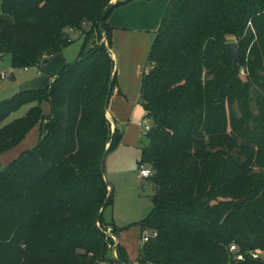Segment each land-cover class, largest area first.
<instances>
[{
    "label": "trees",
    "instance_id": "obj_1",
    "mask_svg": "<svg viewBox=\"0 0 264 264\" xmlns=\"http://www.w3.org/2000/svg\"><path fill=\"white\" fill-rule=\"evenodd\" d=\"M111 1L0 0V59L9 55L12 70L47 64L72 44L70 31L84 37L47 88L0 103V155L40 127L35 147L0 170V264H131L104 234L113 200L103 157L122 139L105 117L115 87L106 20L120 5ZM160 23L140 80L151 128L139 163L155 194L137 223L140 240L156 237L137 264H230L231 245L264 251V0H169ZM96 32L107 46L89 48Z\"/></svg>",
    "mask_w": 264,
    "mask_h": 264
},
{
    "label": "crops",
    "instance_id": "obj_2",
    "mask_svg": "<svg viewBox=\"0 0 264 264\" xmlns=\"http://www.w3.org/2000/svg\"><path fill=\"white\" fill-rule=\"evenodd\" d=\"M111 3L112 5L120 3V5L114 8L106 20L112 28L109 54L114 63L115 87L110 95L105 117L110 123L112 132L117 129L122 133L119 145L137 148L142 141L143 134V129L138 124L147 122L144 109L139 105L140 80L148 52L166 13L169 0H112ZM64 50L53 56L47 64L23 70L32 71L23 82L24 91L47 88L65 66L74 62L69 63L66 60ZM7 74L15 81V70L11 69ZM41 109L43 115H49L50 106L47 102L42 103ZM39 135L40 127L36 125L21 143L0 155V166L3 168L8 166L22 153L35 147L39 141ZM107 227L106 229L112 230V226L107 225ZM115 227L118 229L117 235L113 233L116 241L128 256L122 233L124 229ZM140 245L139 243L138 252ZM128 258L131 264H135L130 256Z\"/></svg>",
    "mask_w": 264,
    "mask_h": 264
},
{
    "label": "rangeland",
    "instance_id": "obj_3",
    "mask_svg": "<svg viewBox=\"0 0 264 264\" xmlns=\"http://www.w3.org/2000/svg\"><path fill=\"white\" fill-rule=\"evenodd\" d=\"M112 4V3H111ZM89 27H85L87 30ZM71 32V31H70ZM72 44L64 50V56L70 63L78 59L84 37L79 33H69ZM229 42H236L234 37L227 39ZM89 48L95 45L104 44L107 46L105 35L102 38L96 34H91ZM109 52V49H108ZM110 55V54H109ZM113 61V60H112ZM10 57L3 55L0 59V74L7 76L0 79V103L7 99H12L18 93L24 91L23 82L28 78L32 71L15 70L16 79H12L10 71ZM245 78L244 73L240 75ZM143 101L140 99L139 105L143 108ZM31 106H23L17 112L13 113L7 121L23 117ZM147 125L151 126V122L147 120ZM112 133V131L110 130ZM113 134V133H112ZM142 134V141L137 148L128 145H119L116 149L108 152L104 159L103 171L106 182L109 185L108 191L112 194V205L105 208L103 212V220L108 226H118L123 230L125 245L127 246V254L133 263L138 260V245L141 244L140 228L137 225L142 219H145L151 212V197L155 194L153 185L145 179H139L140 166L147 168V165L139 163L142 148L148 146V140ZM108 149V145L106 146ZM3 169L0 166V170ZM105 228H108L105 225ZM149 232H145L148 234Z\"/></svg>",
    "mask_w": 264,
    "mask_h": 264
},
{
    "label": "built area",
    "instance_id": "obj_4",
    "mask_svg": "<svg viewBox=\"0 0 264 264\" xmlns=\"http://www.w3.org/2000/svg\"><path fill=\"white\" fill-rule=\"evenodd\" d=\"M244 72H241L243 74ZM6 74H0V79L5 78ZM138 126L142 127L143 132L149 131L151 126L147 125V122L139 123ZM152 170L150 168H145L144 166H140L138 178L148 180L152 176ZM98 225V224H97ZM104 234L109 241H111V244L109 243L108 249L111 252V255L115 258H117L116 253V245L118 242L116 241L115 235L113 234V231L111 229H105ZM156 233L155 232H149L148 234H143L141 238V246L142 244L148 242L150 238H155ZM228 253L230 254L231 263H245L247 261H257L264 264V251L260 250H250L247 252H242L240 248L237 245H231L228 248ZM21 264V263H20Z\"/></svg>",
    "mask_w": 264,
    "mask_h": 264
},
{
    "label": "water",
    "instance_id": "obj_5",
    "mask_svg": "<svg viewBox=\"0 0 264 264\" xmlns=\"http://www.w3.org/2000/svg\"><path fill=\"white\" fill-rule=\"evenodd\" d=\"M226 50L227 52H229V54L231 55L232 58V68H234V72L236 74L240 73L241 69H242V57L241 54L239 52V48L236 42H229L226 45ZM109 91L111 90L112 86L109 85ZM107 153H105L104 157H103V162L104 159L106 157Z\"/></svg>",
    "mask_w": 264,
    "mask_h": 264
}]
</instances>
